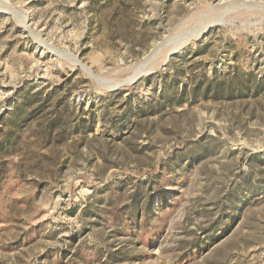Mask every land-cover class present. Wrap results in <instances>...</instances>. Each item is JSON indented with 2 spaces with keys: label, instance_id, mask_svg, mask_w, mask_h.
<instances>
[{
  "label": "rangeland",
  "instance_id": "obj_1",
  "mask_svg": "<svg viewBox=\"0 0 264 264\" xmlns=\"http://www.w3.org/2000/svg\"><path fill=\"white\" fill-rule=\"evenodd\" d=\"M0 264H264V0H0Z\"/></svg>",
  "mask_w": 264,
  "mask_h": 264
}]
</instances>
